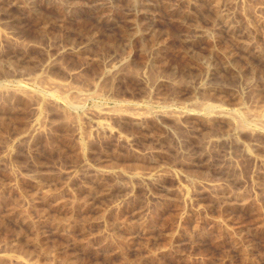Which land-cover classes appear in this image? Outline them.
<instances>
[{
    "label": "rangeland",
    "instance_id": "obj_1",
    "mask_svg": "<svg viewBox=\"0 0 264 264\" xmlns=\"http://www.w3.org/2000/svg\"><path fill=\"white\" fill-rule=\"evenodd\" d=\"M262 120L264 0H0V264H264Z\"/></svg>",
    "mask_w": 264,
    "mask_h": 264
},
{
    "label": "bare ground",
    "instance_id": "obj_2",
    "mask_svg": "<svg viewBox=\"0 0 264 264\" xmlns=\"http://www.w3.org/2000/svg\"><path fill=\"white\" fill-rule=\"evenodd\" d=\"M223 16V15H222ZM221 18V17H220ZM235 31V30H234ZM233 31V32H234ZM40 79V78H39ZM55 81V80H54ZM49 82H51V81H49ZM57 82H59V81H57ZM55 83V82H54ZM51 85V84H50ZM71 85V84H70ZM49 86V85H48ZM53 86V85H52ZM56 86V85H55ZM58 86H60V85H58ZM62 86V85H61ZM53 89V88H52ZM65 90V89H64ZM102 90V89H101ZM62 92V91H61ZM58 93H60V92H58ZM82 94V93H81ZM95 94V93H94ZM69 95V94H68ZM78 95V94H77ZM80 95V94H79ZM82 95H84V94H82ZM86 95L87 94H85V97H86ZM103 95V94H102ZM72 96V95H71ZM88 96V95H87ZM92 96V95H91ZM96 96V95H95ZM100 96V95H99ZM82 98H83V96H81ZM84 97V98H85ZM67 98V97H66ZM72 98H74V96L72 97ZM88 99V98H87ZM73 100V99H72ZM75 100V99H74ZM77 101V100H76ZM70 102V101H69ZM206 102V101H205ZM209 102V101H208ZM71 103V102H70ZM212 103V102H211ZM213 104V103H212ZM196 105V104H195ZM206 106V105H205ZM204 106V107H205ZM209 106H211L210 104H209ZM203 107V106H202ZM207 107H208V105H207ZM114 108V107H113ZM131 109V108H130ZM195 109V108H194ZM205 109H206V107H205ZM209 109V108H208ZM207 109V110H208ZM210 109H211V107H210ZM112 110V109H111ZM131 110H133V109H131ZM212 110V109H211ZM124 111V110H123ZM137 111V110H136ZM233 111V110H232ZM233 112H237V111H233ZM98 113V112H97ZM235 114V118L238 120V119H241V120H244V119H246L247 117H252V116H247V115H244V114H236V113H234ZM233 115V114H232ZM252 115V114H251ZM259 116V115H258ZM258 116H254V118H257V119H259V117ZM261 117V116H260ZM249 118V119H250ZM248 119V118H247ZM263 121V120H262ZM238 122H241V121H238ZM264 122V121H263ZM262 122V123H263ZM254 123H255V121H254ZM259 123V122H258ZM238 124V123H237ZM244 124V123H243ZM241 125H242V123H241ZM257 125V124H256ZM243 126V125H242ZM261 126V125H260ZM243 129V128H242Z\"/></svg>",
    "mask_w": 264,
    "mask_h": 264
}]
</instances>
